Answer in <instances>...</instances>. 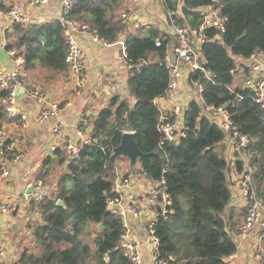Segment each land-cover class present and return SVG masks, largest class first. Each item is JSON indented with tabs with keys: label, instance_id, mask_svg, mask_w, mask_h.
<instances>
[{
	"label": "trees",
	"instance_id": "1",
	"mask_svg": "<svg viewBox=\"0 0 264 264\" xmlns=\"http://www.w3.org/2000/svg\"><path fill=\"white\" fill-rule=\"evenodd\" d=\"M163 0V10L177 12L180 24L197 28L202 24L200 9L212 7L227 16L225 31L203 30L200 51L206 75L195 71L192 77L203 88L206 105L222 106L237 130L248 137L245 152L250 156L252 188L264 203V107L255 103L254 92L234 84L235 59H247L264 50V0ZM125 0H75L65 13L68 18L87 23L100 37L113 43L123 31L119 13ZM143 32H146L143 35ZM6 51L23 58L25 73L45 70L68 76L65 64L66 40L59 19L42 23H13L5 34ZM160 40V46L155 42ZM170 39L154 27L135 28L124 41L126 61L131 65L127 97H114L92 118L85 146L75 158L61 148L44 158V179L61 168L55 181L56 205L51 196L38 205L37 221L29 223L31 236L41 254L24 249L17 264H131L118 248L121 222L106 207L115 196V164L109 162L126 130L134 133L139 149L147 154L145 177L156 183L161 177L171 198V206L155 223L158 247L168 264H232L236 252L231 236L234 221L224 217L231 200L228 162L217 145L224 132L206 116L195 101L187 103L181 135L172 141L159 131L160 112L154 100L168 86L164 56ZM54 78H51V80ZM235 85V86H234ZM5 95L0 91V98ZM0 101V129L7 120ZM97 140L95 143L94 140ZM237 161L238 170L241 162ZM246 215V211L242 210ZM101 224V227H99ZM264 245V230L261 231Z\"/></svg>",
	"mask_w": 264,
	"mask_h": 264
},
{
	"label": "built area",
	"instance_id": "2",
	"mask_svg": "<svg viewBox=\"0 0 264 264\" xmlns=\"http://www.w3.org/2000/svg\"><path fill=\"white\" fill-rule=\"evenodd\" d=\"M74 1L60 0L61 13L56 18L59 19L63 28V35L67 44L65 64L71 80V93L76 96L80 94L88 80V75L84 69V50L78 42V36L85 35L94 43L100 42L105 45H110L111 43L100 37L97 31L92 29L89 24L65 16V13ZM130 1L134 6L126 7L119 13L120 21L123 24V31L118 34L117 40L113 42L119 43L123 47L122 56L125 60L124 41L127 29L130 27H153L152 19L139 18L138 16L136 5L140 3V0ZM159 1L161 4L163 3V0ZM47 2L48 0H18L10 5L8 15L12 23H42L52 19H46L41 11V7H44ZM180 5H183L182 0H180ZM200 13L203 19L202 24L193 29L179 23L177 12L163 10L164 19L173 30L172 36L164 34L170 39L164 56L169 80L166 91L162 96L154 100V104L159 110L158 102L167 100L171 102V108L165 115L160 114V125L158 128L162 133V138L167 141L176 140L181 135L184 112L189 101L186 105H182V102L177 97V88L183 75L182 69L185 67L187 69L186 80L193 91L192 100H195L200 105L201 115L210 118L224 132V139L227 138L229 140V149L233 155L232 162L236 167V182L239 185L246 211L242 223L237 226L234 232L239 237L246 239L254 229L259 231L255 251L261 264H264V245L261 235V231L264 230V203L255 197L252 188L250 156L245 152V148L249 142L248 137L237 130L226 109L222 106L214 107L205 104L202 98L203 88L200 82L192 77L195 71H201L206 75L200 51V45L205 40L203 30L212 28L219 33H223L225 31L227 16L212 7H204L200 9ZM160 43V40L155 42L156 46H160ZM7 55H9V58L5 64V69H3V64L0 62V91L5 93L0 98V101L5 107L7 118L17 120L22 127H25L27 124V112L18 108L17 105L19 93H22V96L40 105V109L35 117V121L38 124H43L49 118L58 116L61 110L60 102L51 93L41 90L28 81L23 70L24 60L22 57L15 56L13 50L7 51ZM127 66L130 69L131 75L132 67L128 63ZM232 75L234 78L235 76H239L242 80L241 86L251 89L254 92L253 99L255 103L264 107V50L254 52L247 59L236 58L235 69L232 71ZM180 124L181 127L179 128ZM59 133V127L55 126L53 128L55 138L48 147L50 153H53L57 148H61L72 159L77 157L85 146L92 144V139L89 136L90 133L87 132L84 126L79 125L73 134L66 135L60 143H56ZM20 159L21 152L16 146V141L11 136L3 134L1 127L0 180L10 176L12 167ZM237 161L241 162L240 171L237 167ZM129 183L130 181L127 178L115 174V196L108 198L106 202L107 209L115 213L121 222L122 228L118 248L131 264H142V249L144 246H147L149 249L151 264H168L167 260L160 254L158 237L155 233V223L158 220V216L167 213L172 204L171 198L164 186V179L161 177L149 191L148 200L154 208L150 217L143 224V240L139 238L140 233L136 230L138 225L135 223V221L141 218V211L135 205L125 200L123 194L120 193V189L128 186ZM29 187L31 190L29 192L26 191L24 194L26 199L37 209L39 203L45 197L51 196L56 198L55 188L47 190L46 182L42 178H37ZM157 207H159V210ZM7 210L8 207L0 201V213H5ZM235 253L232 255L235 256ZM6 254L7 247L4 242L0 241V258L5 257Z\"/></svg>",
	"mask_w": 264,
	"mask_h": 264
},
{
	"label": "crops",
	"instance_id": "3",
	"mask_svg": "<svg viewBox=\"0 0 264 264\" xmlns=\"http://www.w3.org/2000/svg\"><path fill=\"white\" fill-rule=\"evenodd\" d=\"M15 1L18 0H0V48H4L6 43V32L12 31L13 23L8 15V9ZM125 3L126 7L134 6L130 0H125ZM136 8L139 18H150L153 21L152 26L162 34L173 35L172 28L164 19L162 4L159 0H140ZM41 11L46 19L56 18L61 13L60 0H48L47 4L41 7ZM133 29L135 28H128L127 33ZM78 42L84 50V69L88 75V80L80 94L72 95L69 74L67 77L60 74L45 79L46 76H49L48 73L38 68L29 74L25 73V75L32 85L36 86L35 82L39 83L40 87H36L51 93L61 102L59 115L49 118L43 124H38L35 117L40 105L19 93L17 105L28 114L26 126L22 127L17 120L13 119H7L2 124V133L11 136L16 141V146L21 152V159L12 167L10 176L0 180L3 183V190L0 189V201L8 207L7 212L0 213V241L4 242L7 247V254L0 258V264H17L15 261L19 255L17 245L8 237L7 233L9 228H18V222L14 219L16 215L22 214L28 224L37 221L39 217V210L26 199L24 193L29 185L39 178L37 175L42 170L44 158L50 155L48 147L55 138L53 128L58 126L60 129L56 140V143H60L66 135L73 134L79 125L86 127L89 133L92 129L91 121L94 115L99 109L108 105L114 97H127L131 103L133 102L127 90L130 69L122 56L123 47L119 43L110 45L94 43L85 35H79ZM182 72L183 75L177 88V97L184 106L192 100L193 91L186 80L187 69L183 67ZM28 76L31 77V80ZM51 78L54 79L51 80ZM241 81L239 76H235V85L241 86ZM158 105L162 115H165L171 108V102L167 100L159 101ZM178 127L180 128L181 124ZM229 148L227 138L216 147V151L221 152L228 161L227 181L231 191V200L224 212V217L228 220L231 214L235 219L233 222L230 221V224L233 227L231 236L237 247L236 255L230 256L229 260L232 264H261L255 251L259 231L254 229L246 239L239 237L234 232L245 217L242 213L245 206L239 185L236 182V167L232 162L233 155ZM39 157L42 160H39ZM114 163L117 165L116 162ZM139 167L140 162L130 165L128 160L124 166L117 165L115 174L130 181L128 186L120 189V193L123 194L125 200L141 211V218L135 223L138 225L136 230L140 233L139 238L143 240V224L150 217L154 208L148 200L149 191L154 187V183L139 171ZM45 182L47 190L54 189V183L48 184L46 180ZM142 264H151L147 246L142 249Z\"/></svg>",
	"mask_w": 264,
	"mask_h": 264
},
{
	"label": "rangeland",
	"instance_id": "4",
	"mask_svg": "<svg viewBox=\"0 0 264 264\" xmlns=\"http://www.w3.org/2000/svg\"><path fill=\"white\" fill-rule=\"evenodd\" d=\"M145 34L146 32H143V35ZM28 78L31 80L30 76H28ZM35 83H36V86L40 87L39 83L37 82ZM39 160H42V158L39 157ZM115 162L117 165L124 166L125 164H127L128 160L126 157L121 156V157H118L115 160ZM117 165L115 166L117 167ZM137 167H138V164H137ZM59 171H61V168L57 169L56 171L51 172L48 176L44 178L48 182V184L49 183L55 184V181L59 175ZM0 189L3 190V183L1 181H0ZM14 219L16 220V222H18L19 226L17 229H14L13 227L9 228L7 233H8V237L17 245L18 254L20 255V253L24 249H27L29 253L39 256L41 254V250L36 246L34 240L32 239L31 229L28 226V222H26L25 218H23L22 214L20 213H18ZM19 255L16 257L15 261L18 260Z\"/></svg>",
	"mask_w": 264,
	"mask_h": 264
},
{
	"label": "water",
	"instance_id": "5",
	"mask_svg": "<svg viewBox=\"0 0 264 264\" xmlns=\"http://www.w3.org/2000/svg\"><path fill=\"white\" fill-rule=\"evenodd\" d=\"M8 55L4 48H0V62L3 64V69H5V64L7 63ZM94 142L96 143L97 140L95 139ZM124 156L126 157L130 165H135L137 162H140V166L143 171L146 169V158L147 154L142 152L134 138V133L130 130H126L122 133V136L120 138L119 144L112 149V153L109 158L110 163H114L115 160L118 157ZM31 189L30 187L27 189V192H29ZM52 200L56 202V205L64 207L65 204L63 200L56 199L55 197H52ZM159 210V207H157ZM99 227H101V224H99Z\"/></svg>",
	"mask_w": 264,
	"mask_h": 264
},
{
	"label": "bare ground",
	"instance_id": "6",
	"mask_svg": "<svg viewBox=\"0 0 264 264\" xmlns=\"http://www.w3.org/2000/svg\"><path fill=\"white\" fill-rule=\"evenodd\" d=\"M132 74V73H131ZM183 122V121H182Z\"/></svg>",
	"mask_w": 264,
	"mask_h": 264
}]
</instances>
